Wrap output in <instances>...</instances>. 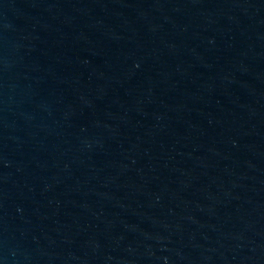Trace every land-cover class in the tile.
<instances>
[{
    "label": "water",
    "instance_id": "water-1",
    "mask_svg": "<svg viewBox=\"0 0 264 264\" xmlns=\"http://www.w3.org/2000/svg\"><path fill=\"white\" fill-rule=\"evenodd\" d=\"M0 264H264V0H0Z\"/></svg>",
    "mask_w": 264,
    "mask_h": 264
}]
</instances>
